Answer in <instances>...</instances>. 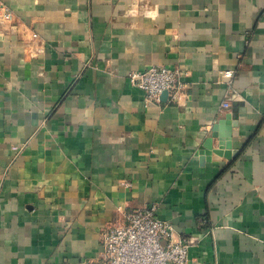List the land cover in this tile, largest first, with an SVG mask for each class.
Wrapping results in <instances>:
<instances>
[{
  "label": "crops",
  "instance_id": "1",
  "mask_svg": "<svg viewBox=\"0 0 264 264\" xmlns=\"http://www.w3.org/2000/svg\"><path fill=\"white\" fill-rule=\"evenodd\" d=\"M0 1V264H98L152 203L187 264H264V0ZM153 65L176 101L128 81Z\"/></svg>",
  "mask_w": 264,
  "mask_h": 264
},
{
  "label": "built area",
  "instance_id": "2",
  "mask_svg": "<svg viewBox=\"0 0 264 264\" xmlns=\"http://www.w3.org/2000/svg\"><path fill=\"white\" fill-rule=\"evenodd\" d=\"M17 22L8 5L0 1V23L10 27ZM180 74L178 68L153 65L145 70L130 71L127 78L144 91L146 101L161 104L163 91L167 92L166 100L176 101L183 88ZM234 74L229 69L220 71L228 88ZM226 97L221 102L223 109L230 106ZM123 217L122 224L108 226L101 232L98 264H187L190 241L176 236L174 227L157 215L156 203L127 211Z\"/></svg>",
  "mask_w": 264,
  "mask_h": 264
},
{
  "label": "water",
  "instance_id": "3",
  "mask_svg": "<svg viewBox=\"0 0 264 264\" xmlns=\"http://www.w3.org/2000/svg\"><path fill=\"white\" fill-rule=\"evenodd\" d=\"M160 99L162 100V101H165L166 99H167V92L166 91H163L162 93H161V95H160ZM226 117H229V115L227 114V116ZM218 128V125H213L212 126V128H211V133H210V135H208V137L205 139V141H204V146L205 147H207L208 149L210 148V149H212V139H213V137H217V134H216V129ZM220 144H225V146L224 147H226L227 149H229V143L228 142H226L225 143V141H222V140H220V142H219ZM223 147V148H224ZM221 148L222 147H220V149H212L215 153H218V154H221V155H223L224 157H226V158H230V155H229V151L227 150H221ZM236 152L237 151H233V155H235L236 154Z\"/></svg>",
  "mask_w": 264,
  "mask_h": 264
}]
</instances>
